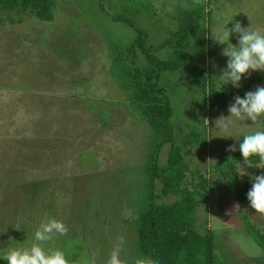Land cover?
Segmentation results:
<instances>
[{"label":"rangeland","instance_id":"1","mask_svg":"<svg viewBox=\"0 0 264 264\" xmlns=\"http://www.w3.org/2000/svg\"><path fill=\"white\" fill-rule=\"evenodd\" d=\"M99 1L57 0L54 22L40 21L31 13L0 14L1 258L11 248L30 247L40 222L49 217L64 222L68 232L43 247L62 250L73 264H106L118 237L125 241L120 253L124 264L140 260L137 218L146 197L145 165L158 134L128 114L124 95L109 72L102 33L123 45L133 42L137 34L112 20L125 14L118 0L106 1L105 11ZM151 1L157 17H138L137 26L157 46L167 39L166 28H177L176 8L188 5L182 0ZM221 2L211 0L208 7L212 10L210 48L195 47L186 68L166 72L160 80L173 108V145L180 147L194 128L208 135L207 158L216 163H207V171L202 172L206 175L210 165L239 153L242 137L264 130V119L254 124L233 118L227 131L215 124L220 116L228 118V106L236 96L243 98L264 87L262 81L237 95L243 86L264 77L260 71L242 77L240 88L215 78L227 58L214 39L236 22L244 28L264 29V0ZM229 42L237 45V35L232 34ZM171 52L167 47L157 57L167 60ZM203 70L211 72L218 90L224 86L228 94L233 92L230 100L213 110L195 84V75ZM233 145L236 151H228ZM169 150L166 146L162 151L161 165L166 164ZM185 156L193 170L201 161L193 149L185 150ZM244 171L247 175L240 176ZM261 174L264 169L240 162L236 186L213 177L215 190L200 212V227L203 232L213 230L223 264H264V251L245 234L240 217L244 211L264 232V215L255 213L244 193L252 188L251 177Z\"/></svg>","mask_w":264,"mask_h":264},{"label":"trees","instance_id":"2","mask_svg":"<svg viewBox=\"0 0 264 264\" xmlns=\"http://www.w3.org/2000/svg\"><path fill=\"white\" fill-rule=\"evenodd\" d=\"M106 1H99L102 11H105ZM118 1L120 9L128 16L119 13L111 17L112 20L130 27L137 35L133 42L123 45L102 33L108 49L110 76L124 95L123 106L128 114L137 123L149 125L158 134L145 165L146 197L137 218L140 260L146 261V264H223L217 255L219 244L213 230H201L200 212L209 205L215 190L213 177L217 175L228 186L234 187L237 184L238 163L245 161L239 151L223 163L214 167L210 165V175L209 172L207 175L202 173L207 171L209 163L208 135L206 131L194 128L185 135L180 147L173 145V108L160 85L164 73L186 68L195 47L210 48V4L178 6L174 16L177 28L163 27L167 39L153 46L149 43L150 34L137 26V20L141 16L151 20L156 18L158 11L155 4L151 0ZM56 3L57 0H0V14L31 13L40 21L54 22ZM167 47L172 49L170 56L167 60L159 59L158 51ZM194 80L211 110L233 96V92L228 94L224 86L218 90L216 81L207 70L196 74ZM262 81L264 77L243 86L237 95ZM242 140L243 137L239 144ZM166 146H170L168 158L166 164L161 165V154ZM188 149L195 150L201 160L195 163L194 170L185 156ZM246 162L256 166L259 157L253 156ZM249 191L245 188L246 196ZM163 199L171 201L165 203ZM240 217L245 234L264 251V232L244 211L240 212ZM223 254L227 259L228 255L224 251ZM0 264H7V261L0 257Z\"/></svg>","mask_w":264,"mask_h":264},{"label":"clouds","instance_id":"3","mask_svg":"<svg viewBox=\"0 0 264 264\" xmlns=\"http://www.w3.org/2000/svg\"><path fill=\"white\" fill-rule=\"evenodd\" d=\"M232 34L237 35V45L229 42ZM222 45L221 55L227 58V65L220 70V75L215 77L218 82L224 85L229 83L240 88L241 79L250 72H264V29L252 26L244 28L239 22L233 24L231 29L226 28L222 36L214 39ZM229 116H220L215 121L216 126L222 131H227L228 124L233 118L239 121H251L254 124L264 119V87H257L255 91H249L243 98L236 96L234 103L228 106ZM208 125V120H203ZM230 152L236 151L235 146L227 149ZM239 151L246 162L253 156L259 157V163L255 166L264 169V130H257L243 137L239 144ZM210 162L216 163L214 160ZM208 161V162H209ZM247 175L244 174L240 176ZM252 188L247 193L250 207L255 213L264 215V174L251 177ZM239 207V205H236ZM68 227L56 218L45 217L34 232V241L30 247H16L7 251L3 257L7 264H73L66 257L65 253L58 248L45 250L44 244L52 241L56 235H66ZM118 242L109 254L106 264H124L120 259L124 238L118 237ZM136 264H146L144 260H138Z\"/></svg>","mask_w":264,"mask_h":264},{"label":"crops","instance_id":"4","mask_svg":"<svg viewBox=\"0 0 264 264\" xmlns=\"http://www.w3.org/2000/svg\"><path fill=\"white\" fill-rule=\"evenodd\" d=\"M184 2V4L190 5L191 3L194 4H202V2L204 3L205 1L203 0H182ZM216 2L219 1V4H221V0H215ZM208 3H211V0H208ZM225 5H226V0H225ZM211 10V9H210Z\"/></svg>","mask_w":264,"mask_h":264}]
</instances>
